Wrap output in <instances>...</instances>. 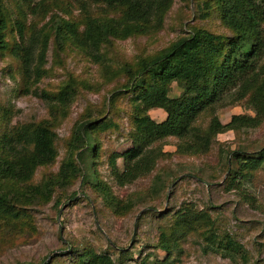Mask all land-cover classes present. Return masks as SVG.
I'll return each mask as SVG.
<instances>
[{
  "label": "rangeland",
  "instance_id": "1",
  "mask_svg": "<svg viewBox=\"0 0 264 264\" xmlns=\"http://www.w3.org/2000/svg\"><path fill=\"white\" fill-rule=\"evenodd\" d=\"M206 1L172 0L160 27L113 38L93 58L89 48L70 41L59 48L54 26L68 20L82 32L87 19L118 18V7L100 0H2L9 45L0 52V114L5 117L0 131L41 120L55 131L56 159L36 169L32 184L57 176L62 161L72 156L80 173L66 187L55 184L49 200L25 205L19 223H0V264H72L77 250L85 249L107 253L115 264H264V166L237 188L227 179L238 167L232 151L255 152L264 146V120L253 128L216 133L203 150H196L199 138L165 137L151 146L147 170L130 181L116 174L127 169L121 155L134 149L133 94L124 90L123 68L189 35L193 27L228 34L216 12L205 11ZM18 23L26 40L47 35L42 62L36 36L25 41L31 43L26 70L11 50L19 42ZM69 80L75 91L62 113L55 107L56 95ZM180 93L172 83L170 96ZM254 113L247 98H227L201 112L194 125L205 134L213 117L226 124L233 115ZM147 114L156 122L166 118L161 108ZM87 117L111 126L94 134L93 157L88 150L79 157L68 150V142L76 122ZM186 144L192 145L190 151ZM186 207L198 220L179 225L176 212ZM226 236L240 243L244 254L223 251L219 243Z\"/></svg>",
  "mask_w": 264,
  "mask_h": 264
},
{
  "label": "trees",
  "instance_id": "2",
  "mask_svg": "<svg viewBox=\"0 0 264 264\" xmlns=\"http://www.w3.org/2000/svg\"><path fill=\"white\" fill-rule=\"evenodd\" d=\"M98 1V0H96ZM108 6L118 7V18L87 19L82 32L68 20L55 24V40L59 48L66 41L91 50L97 58L103 43L111 39H125L132 35L145 34L161 25L164 14L172 0H100ZM205 11L214 10L228 30V34H217L206 28L193 27L187 36L179 37L166 48L145 57H138L134 67L123 68L127 82L125 92L133 94L131 133L134 149L124 152L126 172L118 174L125 180H132L149 168L154 143L165 137L200 139L198 148L207 147L209 138L216 133L238 127H256L264 120V0H210L204 2ZM0 0V52L9 43L5 40L6 17ZM155 19L156 23L152 20ZM19 42L14 41L11 50L19 57L21 64L28 68L29 45L24 44L36 36L41 44L38 59L43 61L47 35L32 34L26 40L22 23H18ZM62 45V46H61ZM96 51V52H95ZM172 83L181 88L177 96H170ZM72 80L61 86L57 92L56 109L65 112L66 103L74 95ZM121 91V90H119ZM116 94H114L115 96ZM112 95V98L114 97ZM231 98L235 101L247 98L254 115H233L222 124L213 117L205 134H200L194 125L201 112L218 102ZM161 108L166 118L154 121L147 111ZM2 115L0 114V123ZM110 123H100L89 117L76 122L68 142V150H88L93 157L97 145L93 142L96 132L107 129ZM56 134L46 120L22 124L9 130L0 131V223H19L26 216L25 205L47 201L58 187H66L76 180L78 165L71 159L62 161L57 176L48 175L37 184L32 179L38 167L55 161ZM192 148L186 144L187 151ZM81 155V154H80ZM79 155V157H80ZM71 156V155H70ZM238 167L228 173L229 185L237 188L247 179L251 171L264 166V146L255 152L236 150L231 152ZM115 155L110 158L115 167ZM176 223L188 226L198 220L195 212L186 207L176 212ZM9 228V227H8ZM166 248L165 245H163ZM223 251L244 254L240 243L226 236L219 243ZM72 264H115L107 253H96L85 249L75 254ZM146 264V263H141ZM148 264V263H147Z\"/></svg>",
  "mask_w": 264,
  "mask_h": 264
}]
</instances>
